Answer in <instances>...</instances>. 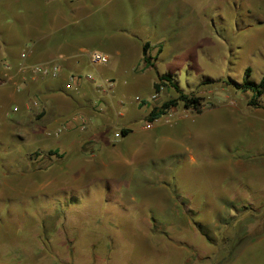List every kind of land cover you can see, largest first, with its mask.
I'll list each match as a JSON object with an SVG mask.
<instances>
[{"label":"rangeland","instance_id":"1","mask_svg":"<svg viewBox=\"0 0 264 264\" xmlns=\"http://www.w3.org/2000/svg\"><path fill=\"white\" fill-rule=\"evenodd\" d=\"M25 1L2 8L4 15L23 11ZM46 1L44 15L64 4ZM75 4L68 15H89L80 27L90 29L106 15H118L117 22L103 26L107 31L126 27L150 42H155L157 24L170 20L166 35L185 41L181 54L188 59L173 65L176 40L166 38L165 62L157 60L156 68L146 71L171 75L182 92L202 97L201 111L217 106L218 112L191 121L190 111H199L180 101L154 128L141 131L152 122L148 111L154 104L179 95L168 84L167 98L162 92L152 100L154 82L144 79L133 87L134 100H148L146 105L137 102L136 111L128 114L133 135L106 133L108 140H123L122 155L114 158L124 164L105 169L99 160L110 159L97 147L101 142H93V152L82 146L90 133L81 131L82 122L66 132L53 127L47 138L35 136L31 125L32 135L25 138L14 129L22 109L8 105L7 128L0 130V264H264V197H223L226 164H220L233 153H245L251 138L250 131L226 129L234 116L230 103L248 104L253 96L230 80L259 83L264 75V0ZM168 9L172 15H162ZM260 101L264 104V96ZM91 121L87 128H100L102 119ZM186 127L195 131L193 138L185 134ZM144 137L153 151L132 161L128 154ZM252 139L257 144L251 152L264 147V133Z\"/></svg>","mask_w":264,"mask_h":264},{"label":"crops","instance_id":"2","mask_svg":"<svg viewBox=\"0 0 264 264\" xmlns=\"http://www.w3.org/2000/svg\"><path fill=\"white\" fill-rule=\"evenodd\" d=\"M14 2L15 0H0V56L2 60L8 61L17 68L21 62L22 51L25 48H30L29 62L57 61L61 65V73L57 77H36L25 81L21 76H18L15 78L17 84L12 82L3 84L1 83L3 61L0 59V125H2L0 130L3 131L4 127L7 128L4 124V120L7 118L4 110L8 105L14 103L16 104L14 110L22 109L19 118L15 120L14 128L21 131L20 136L25 138L31 136L32 128L29 127L31 125L35 128V136L47 138L51 135L53 127H60L61 131L65 129L66 132L74 127L75 122L79 124L82 122L81 131L90 132L84 139L85 141L82 140V146L87 145L93 152V142L100 141L101 144L97 147L102 148V153L110 159L109 161L99 160L100 164L105 165V169L110 165H117L119 162L124 164V159L119 161L114 158L122 155L123 140H108L106 133L110 130L117 131L128 128L130 133L122 137L133 135L135 130L129 123L132 120L129 119L128 114L135 112L136 106H138L134 100V85L143 82L146 78L153 80L155 84L161 75H169L157 73L155 76L146 71L150 67L156 68L157 60L165 62L167 48L164 47L163 40L166 38L176 40L174 41L176 59L173 65H177V60L181 62L185 59L184 61H186L188 55L185 57V52L181 54L185 41L178 40L173 34L166 35L167 29L171 27L170 20L157 24V29L152 35L155 42H150L148 38H143L139 33L136 34L126 27H119L118 30L112 32L107 31L103 26L117 22L118 15H106L102 22L95 23L90 29L80 27V23L89 15H68L70 7L73 9L78 7L75 0H63L64 4H61L60 8H56V11L52 9L50 15L49 13L44 15L47 8L45 7L43 10V4L48 3L46 0H26L23 11L14 12L13 15H4L2 8L11 9ZM171 11L168 9L162 15H172ZM141 16L138 15L137 18ZM145 43H149L147 51L149 62L143 58ZM192 49L189 50V53L193 52ZM92 51L108 54L110 63L93 64L89 58V53ZM113 56L116 62L111 63ZM183 57L185 58L182 60ZM142 61L143 64H141ZM89 73L94 75L93 80L87 78L86 75ZM72 77H74L75 86L72 89H67L66 82ZM106 79H112L114 82L110 89L104 87ZM168 87V84L163 85L160 92H153L152 100H159L162 92L167 98ZM154 94L157 97L153 98ZM147 101L143 98L141 103L146 105ZM156 105L160 104L156 103L153 107ZM176 107L173 106L171 109ZM229 108L234 116L231 121L227 122L226 129L230 133L232 131L240 133H243L244 130L250 131L251 138L245 146V153H233L223 163H220L226 164L222 172V179H226V184L222 187L221 195L231 197V199L235 196L264 197V147L256 152H251V149L257 144L256 140L252 138L264 133V108H255L247 103L235 101L230 103ZM216 111L218 112L217 106L205 108L195 114L190 111L191 121L196 122L198 117ZM92 117L98 121L102 119L101 126H98L100 128L93 125L92 128H87V125L94 124L91 121ZM161 117L148 122L151 124L150 127L142 126L141 131L154 128V123ZM194 132L190 127L185 128V134L191 138H193ZM151 144L150 138L144 137L136 142L132 155L128 154L129 151L127 154L132 161L136 158L146 157L153 151ZM89 156L90 158L97 157L92 154ZM95 172L96 169L86 173L91 175ZM164 189L166 190L165 186ZM168 194H170L169 191Z\"/></svg>","mask_w":264,"mask_h":264},{"label":"built area","instance_id":"3","mask_svg":"<svg viewBox=\"0 0 264 264\" xmlns=\"http://www.w3.org/2000/svg\"><path fill=\"white\" fill-rule=\"evenodd\" d=\"M31 49L25 48L21 53V62L17 66V68L13 67L8 61H3L1 56L0 59L3 61V78L1 79V83H14L17 84L18 76H21L23 81L27 79H35L36 77H57L61 73V65L57 61H47L43 63L38 62H29L28 57L30 55ZM89 58L93 64L96 65H104L108 64L110 61V56L106 53L99 51H92L89 53ZM88 79L93 80L94 75L89 73L86 75ZM0 83V84H1ZM114 85L112 79H106L104 81V87L110 89ZM75 86L74 77H72L69 81L66 82V88L72 89ZM157 97L156 94L153 95V98ZM135 101L141 103L143 98L140 96L135 97ZM151 124L148 123L147 127H150ZM61 131V128L59 129ZM117 137H122V130H117L115 132Z\"/></svg>","mask_w":264,"mask_h":264},{"label":"trees","instance_id":"4","mask_svg":"<svg viewBox=\"0 0 264 264\" xmlns=\"http://www.w3.org/2000/svg\"><path fill=\"white\" fill-rule=\"evenodd\" d=\"M148 47L149 43H145L143 46V58L146 62H149V57L147 54ZM250 72L251 69L248 68L245 72V77L247 76L248 78L250 76ZM167 84L173 86L179 92V95L177 98L169 99L167 101H164L161 105L154 106L149 114L150 121H154L162 115L166 114L171 107L177 106L180 101H182L186 107H194L199 112L201 111V106L203 104L202 97L196 95H188L182 92L179 85H177L173 81V77L171 75H161L159 77V80L154 84L155 91L160 92L161 87ZM230 84L233 85L236 89H241L243 91L251 90L253 92V96L248 100V104L254 107H264V104L260 101L264 96V75L262 76L259 83L250 82L245 78L244 82L242 83L230 80ZM122 133L126 136L130 133V129L124 128L122 130ZM55 152H57V150Z\"/></svg>","mask_w":264,"mask_h":264}]
</instances>
